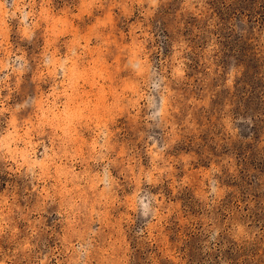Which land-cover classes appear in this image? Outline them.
Here are the masks:
<instances>
[{
    "label": "rangeland",
    "instance_id": "rangeland-1",
    "mask_svg": "<svg viewBox=\"0 0 264 264\" xmlns=\"http://www.w3.org/2000/svg\"><path fill=\"white\" fill-rule=\"evenodd\" d=\"M0 264H264V0H0Z\"/></svg>",
    "mask_w": 264,
    "mask_h": 264
}]
</instances>
